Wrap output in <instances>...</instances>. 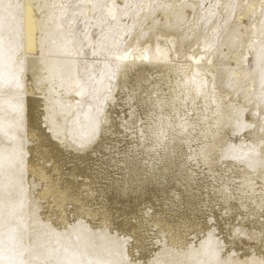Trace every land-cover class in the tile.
<instances>
[{"label": "bare ground", "instance_id": "6f19581e", "mask_svg": "<svg viewBox=\"0 0 264 264\" xmlns=\"http://www.w3.org/2000/svg\"><path fill=\"white\" fill-rule=\"evenodd\" d=\"M14 2L21 4L19 58L25 61L22 90L14 95L23 118L19 131L0 132V149L23 152L15 202L23 205L28 231L50 225L62 234L61 245L71 237L86 259L110 264H208L212 249L221 261L264 259V172L251 173L230 158L209 168L197 158L204 145L219 161L229 145L247 152L252 142L245 131L213 139V129L229 102L247 110L249 123L257 110L264 0H31L40 27L31 47L25 0ZM232 2L240 4L235 19L215 7ZM234 29L244 30L248 56L239 63L240 48L230 46ZM0 120L15 125L6 106ZM45 125L54 129L51 136L41 133ZM94 133L78 150L75 142ZM130 148L138 151L128 166L110 162ZM42 242L55 247L57 238Z\"/></svg>", "mask_w": 264, "mask_h": 264}, {"label": "snow or ice", "instance_id": "6c2138e0", "mask_svg": "<svg viewBox=\"0 0 264 264\" xmlns=\"http://www.w3.org/2000/svg\"><path fill=\"white\" fill-rule=\"evenodd\" d=\"M23 7L26 20L25 39L31 47L40 36V27L36 23L38 19L35 13L36 5L31 0H25ZM159 7L166 8L168 6L161 4ZM187 7L195 9L197 6L187 5ZM199 7L203 8L204 5H199ZM208 7H212V5ZM215 7L228 9L230 16L235 19V12L236 9L240 8V4L232 2L227 5L217 4ZM250 7L254 8L255 5ZM20 9L21 4L14 2V0H9L8 3H5V0H0V107L6 106L15 119V125H13L11 120L8 121L7 125L4 124L3 120H0V132H3L5 137H9V131L6 129L15 127L19 131L23 118V104L20 97L14 95L22 90L21 76L23 75V65L25 63L24 60L19 58ZM112 18L115 19V16ZM239 19H244L243 12L240 13ZM44 38L47 45L50 41L47 31L44 33ZM243 38L244 30H233L230 46L240 48L237 63L240 60L246 61L248 59V56L243 51ZM213 39L219 40L218 31L214 33ZM248 50L249 55H251V44L248 45ZM93 55H96L95 51H93ZM126 58L116 57L117 60ZM144 59H148V57L145 56ZM41 63H45V61H41ZM255 63L260 73L261 95L256 104L257 110L251 113V123L246 122L243 118L244 113L247 111L245 108L229 102L225 105L223 114L221 112L216 113L217 118L221 122L217 123L213 129V139L219 137L222 140L226 134L238 135L241 131L250 134L252 142L247 145L248 151L241 152L235 146L229 145L227 152L222 151L219 153V161H216L210 146L204 145L201 147L197 158L206 167L210 168L214 162L219 163L230 158L233 161H238L251 173H256L258 169L264 172V43L261 44L255 53ZM16 65L21 66L19 70H17ZM117 70H119V66H117ZM236 75L239 77L242 73L237 71ZM227 86L231 87V84L229 83ZM110 91L111 88L109 87ZM13 100H15V103ZM48 111L51 113L52 109L49 108ZM44 119L48 120L49 117L45 116ZM180 127L187 132V127L183 124ZM189 127L195 130L196 126L190 125ZM41 133L51 136L54 133V129L45 125L41 128ZM138 135L143 138V131L139 132ZM10 138L15 139V137ZM33 138L39 137L34 136ZM94 138L95 133L89 137L87 142H75L77 149H85L93 142ZM137 151L136 148H130L125 152L124 156L119 158V160H124V165H121L119 160H110V162L117 167H126L136 157ZM22 165V150L15 148L11 151L0 149V264H110V262L86 259L83 252L73 246L71 237H68L66 245H61L60 238L62 234L57 233L50 225H41L42 230L39 232L28 231L29 225L25 223L22 215L23 205H18L15 202L16 189L20 187L22 190L23 185ZM97 177L103 182L105 180L104 171L98 172ZM245 182L250 191L255 188V181L250 177L246 178ZM262 189H264V185H262ZM201 210H203V206H201ZM214 212L215 207L213 205L212 209L207 211L205 215L211 217ZM261 214L264 215V210H262ZM224 215H227V211ZM235 231L240 233L239 228L235 229ZM48 236L57 238L55 247L51 246L50 242H42ZM78 239L79 237H77ZM260 240L264 243V231L260 233ZM217 246L222 247L219 241H217ZM206 254L210 257L208 264H264V259L257 260L254 257L241 261H233L231 259L221 261L217 249H212ZM232 255L234 256L235 254L233 253ZM123 264H131V261L125 259ZM154 264H158V262H154Z\"/></svg>", "mask_w": 264, "mask_h": 264}]
</instances>
